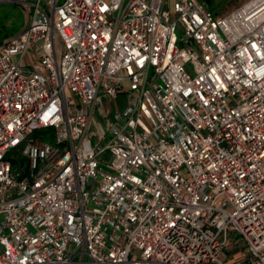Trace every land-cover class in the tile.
Segmentation results:
<instances>
[{
  "label": "built area",
  "instance_id": "2783aa9c",
  "mask_svg": "<svg viewBox=\"0 0 264 264\" xmlns=\"http://www.w3.org/2000/svg\"><path fill=\"white\" fill-rule=\"evenodd\" d=\"M2 1L0 264H264V0Z\"/></svg>",
  "mask_w": 264,
  "mask_h": 264
},
{
  "label": "rangeland",
  "instance_id": "374dc122",
  "mask_svg": "<svg viewBox=\"0 0 264 264\" xmlns=\"http://www.w3.org/2000/svg\"><path fill=\"white\" fill-rule=\"evenodd\" d=\"M204 2L207 6L215 10L217 16H223L240 6L244 0H199ZM44 6V4H42ZM34 9L30 6L29 10L22 4L2 1L0 2V46L7 42L9 39L17 36L25 30L30 19V11ZM58 49L60 45L58 43ZM28 67H33V62L29 59L26 60ZM101 109L97 110L96 118L92 121L93 130H100L102 120L108 112L113 111V105L110 102L100 103ZM114 115V114H113ZM237 239V240H236ZM237 241V242H235ZM227 254L232 261L244 260L242 258H249L250 253L245 245L238 237H231L228 246Z\"/></svg>",
  "mask_w": 264,
  "mask_h": 264
},
{
  "label": "trees",
  "instance_id": "16d2710c",
  "mask_svg": "<svg viewBox=\"0 0 264 264\" xmlns=\"http://www.w3.org/2000/svg\"><path fill=\"white\" fill-rule=\"evenodd\" d=\"M209 7V6H208ZM215 14L217 12H215L214 9H212L211 7H209ZM6 43V42H5ZM4 43V44H5ZM3 45V44H2ZM35 138H39L42 141H49V142H53V133L51 130H39L37 132L34 133L33 135ZM25 165L26 166V159L22 156H20L18 159L15 160L14 162V167H16L17 165ZM24 173H27V168L25 167Z\"/></svg>",
  "mask_w": 264,
  "mask_h": 264
}]
</instances>
